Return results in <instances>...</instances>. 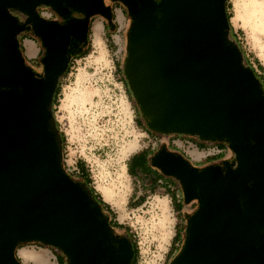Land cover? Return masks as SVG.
<instances>
[{"label": "water", "instance_id": "1", "mask_svg": "<svg viewBox=\"0 0 264 264\" xmlns=\"http://www.w3.org/2000/svg\"><path fill=\"white\" fill-rule=\"evenodd\" d=\"M136 1L122 70L147 128L222 141L233 153L201 167L165 144L150 156L185 204L198 200L169 264H264V87L230 36L226 0H162L157 10ZM41 6L86 18L61 25ZM110 12L102 0H0V264H26L17 255L26 243L55 248L64 264H132L129 235L64 169L53 111L70 37L83 41L88 17ZM25 29L45 47L40 74L20 49Z\"/></svg>", "mask_w": 264, "mask_h": 264}, {"label": "rangeland", "instance_id": "2", "mask_svg": "<svg viewBox=\"0 0 264 264\" xmlns=\"http://www.w3.org/2000/svg\"><path fill=\"white\" fill-rule=\"evenodd\" d=\"M227 5L233 35L236 36L244 56L252 62L253 67H257L255 58L264 67V47L261 48L246 25L240 20H234L235 0H228ZM112 7L117 11L116 19L112 15L110 20H105L99 13L91 16L86 39L81 48L88 51L75 58V55L71 56L66 75L63 74L59 79L60 92L53 109L59 131L65 138L62 165L67 171H71L76 167L77 160L84 162L92 185L105 201L111 203L115 219L134 229L145 249L150 245L149 254L154 251V247L158 249L156 244L166 251L169 241L172 243L171 237L175 231H181L180 240L174 246L176 250L172 251V255L169 254L171 258L168 255V258H165L164 264H169L183 243L186 226L184 216H189L196 210L198 200L194 199L185 204L183 211L175 214L171 210L170 194L166 195L162 186L146 187V182L129 173L127 163L134 153L147 148L156 151L162 144H165L167 149L169 147L176 150H173L174 152H183L193 162L199 161L200 154L191 147L183 146L184 142L181 144L177 137L151 134L145 130V120L135 106L132 95L126 90L122 73L132 20L122 16L119 4ZM39 10L44 11L42 15L48 16L44 9ZM21 35L26 38L22 39L21 43L26 64L32 68L39 66L36 61L44 51L41 41L27 29L23 30ZM259 36L260 43L264 46V35ZM27 39L34 40L41 51L32 60L27 59L26 55L34 54L37 48ZM95 39L99 40L98 49L94 46ZM99 49H102V53ZM78 91L83 93V101L65 105L67 95ZM140 117L142 122L138 125L136 121L140 120ZM178 137L182 140L190 139L186 136ZM173 139L175 142H171ZM134 141L136 147L126 151L129 142ZM232 159L233 153L230 150L226 151V158L213 163ZM171 185H177L183 202L179 183L176 181ZM106 186L113 187L115 193L121 192L123 197L109 195L110 189H106ZM139 196H142L143 200L138 203ZM166 197L170 199V205L167 204ZM160 219L164 220L163 230L158 229ZM19 248L18 254L20 251L35 252L46 259V264L49 263V257L45 253L47 251L42 248L48 249L54 255L52 263H57L58 251L55 248L36 243L22 244ZM147 260L149 261V257Z\"/></svg>", "mask_w": 264, "mask_h": 264}, {"label": "trees", "instance_id": "3", "mask_svg": "<svg viewBox=\"0 0 264 264\" xmlns=\"http://www.w3.org/2000/svg\"><path fill=\"white\" fill-rule=\"evenodd\" d=\"M227 1L228 0H226V12H227V8H228ZM227 16H228L229 25H230V17H231V15L228 12H227ZM89 23H90V20H89ZM230 36L233 39H235L236 42L238 43V40L236 39V36L233 35V29H232L231 25H230ZM22 39H25V37L20 35V37H19L20 49H21V51L23 53V47H22V44H21L22 43ZM238 45H239V43H238ZM239 47H240V45H239ZM240 49H241V47H240ZM87 51H88V49L80 50V52L78 54H73V55H75L74 58L77 57L80 54L84 55ZM242 52H243V50H242ZM243 54H244V52H243ZM244 57H245V62L253 68L255 74L261 80V82L263 84V87H264V74H263L264 67H263V65H261L259 60L257 58H255L254 62L257 65V67L255 68V67H253L252 62L248 58H246V56H244ZM67 69H68V67H67ZM67 71L68 70L65 71L64 75H66ZM257 71H259V73ZM122 73H123V71H122ZM123 81H124V84L126 86V90H127L128 94L130 95L131 93H130V91L128 89L127 82H126V79L124 77H123ZM59 92H60V81L58 82V85H57V88H56V91H55V94H54L53 105L56 104V102H57ZM135 106L137 107V109H138V111L140 113V110H139V108H138L136 103H135ZM53 111H54V109H53ZM140 115H141V113H140ZM141 117H142V115H141ZM141 122H142L141 119L136 121V123L138 125ZM56 125H57V127L59 129V125H58L57 122H56ZM145 130L148 133L156 134V133L150 131L147 128V125H146V129ZM60 134H61V137H62V150H63L65 138H64V135H63L62 132H60ZM157 135H163V134H157ZM169 136H174V138L175 137L178 138V136H186V135H173L172 134V135H169ZM186 137L190 138L192 136H186ZM199 141H201V140H199ZM171 142H172V140H171ZM204 143H205V141H201L199 143V146L197 145L199 147V149H204V148L207 147L206 146L207 144H204ZM213 143L217 144V146L219 148H221V149L228 147L227 144L225 142H222V141H217V142H213ZM168 149L171 150V151L174 150V149H170L169 147H168ZM174 151H176V150H174ZM154 152H155V150L147 148L145 150H142V151H139L137 153H134L129 158V161L127 163V169L129 171V173L134 175V176L136 175V173L144 175L145 178L143 179V181L146 182L145 183L146 187L150 186V187L154 188V187H157V186H162V188L164 189V192L166 194H170L171 200L175 203L174 204L175 208H177L180 205L179 204L180 200H177L176 197H175V193L168 188V185H171L172 182H176V180L174 178L170 177V176L163 175L159 169H157L156 167H153L150 164L149 158ZM179 153L190 160V158H188L183 152H179ZM222 158H225V151H223L221 153H218V154H215V155H209L204 160H201V161H198V162L191 161V163L192 164L194 163L195 166H197V167H201V166H204V165H206L208 163L217 162V161H219ZM67 173L69 175H71L72 177H74L75 179L85 182L89 186L92 194L95 196L97 201H99V203L101 204V207H102L103 211L108 214L110 226L118 233H127L129 235L130 239H131V236H130L129 231H128V227L124 226L122 223L118 222L115 219V217L113 216V211L110 210L109 204L106 201L103 200L101 194L92 185V183L90 181V178H89V174H88L87 170L84 167V162L81 161V160H77L76 169L71 171V172H67ZM166 179H168L169 181H166ZM159 180L162 181V185L159 184V182H158ZM142 200H143V197L139 196L138 197V203L141 202ZM180 234H181V231H176V233L174 234L170 249L168 251V256H169V254L172 255L173 254L172 251L174 252V250H176V249H174V246H176L177 242L180 240ZM36 244H38V243H36ZM20 246H22V244L18 245V248ZM178 250H177V252H178ZM57 253L58 254L56 255V259H57L58 264H64L65 263V257L59 251ZM168 256H167V258H168ZM18 259H20V258H18ZM132 264H135L134 258H133Z\"/></svg>", "mask_w": 264, "mask_h": 264}, {"label": "flooded vegetation", "instance_id": "4", "mask_svg": "<svg viewBox=\"0 0 264 264\" xmlns=\"http://www.w3.org/2000/svg\"><path fill=\"white\" fill-rule=\"evenodd\" d=\"M153 1L155 2L156 10H157L158 7H159L158 4L162 0H153ZM102 3H103V7L104 8H109L111 10L110 17H105L103 14L99 13L103 17V19H105V20H108V19L110 20L112 15H114V8L112 7V5L119 4L120 11H121L122 15L125 16V17L127 16V18L129 20H132V22H133V20H134L133 10L140 6V4L136 0H129V2H124L123 0H102ZM40 8L44 9L45 12L48 13V16L42 15V13L44 11L43 10L40 11L39 10ZM35 11L37 13H39L40 15H42V17L44 19L57 21L61 25H66V24H68L71 21L81 20V19H85L86 18L85 12H83L82 10H79L76 7H68V10H67V12L65 14H60L59 12H57V10L55 8L49 7V6L38 7V8L35 9ZM12 12L17 16L19 22H23L27 18V16L25 14H23L22 12H20L19 10L13 9ZM91 16L88 17V18L90 19ZM27 30L29 31V33H31V31L29 29H27ZM34 37L36 39L40 40V38L38 36L34 35ZM85 39L83 41H79V40H77V39H75L73 37H70V42H69L68 47H67V53H68V59H69L68 63H69L70 58H71V56L73 54H78L80 52V50L83 47V44L85 42ZM27 40L32 41L33 44H34L33 40H31V39H27ZM41 43H42V41H41ZM42 45H43V43H42ZM35 48H37V47L35 46ZM43 49H44L43 54H41L39 60L36 61L39 66L33 68L39 74L42 72V67H43L42 58L45 55V47H44V45H43ZM40 52L41 51L39 50V53ZM140 119H141V117H140ZM189 140L193 144L198 145V146H199V143L201 142V141H199V139L194 138V137H190ZM204 144H208V143L205 142ZM208 164H210V163H208ZM195 200H197V199H195ZM184 217H185L186 223H187L188 216H184ZM175 233H176V231H175Z\"/></svg>", "mask_w": 264, "mask_h": 264}, {"label": "bare ground", "instance_id": "5", "mask_svg": "<svg viewBox=\"0 0 264 264\" xmlns=\"http://www.w3.org/2000/svg\"><path fill=\"white\" fill-rule=\"evenodd\" d=\"M234 20H240L244 25L247 26L252 32V36L256 39V41L260 44L261 48L264 46L260 43V34L264 35V0H235V15ZM99 41V40H98ZM97 39L94 40V46L97 47ZM102 53V49H99ZM29 53V52H28ZM83 101V93L82 92H73L68 94L64 104L74 102ZM136 147V141L129 142L126 151L133 150ZM106 189H110L109 195H118L119 197H123V194L115 193L113 191V187L106 186ZM106 198H108L106 196ZM164 208V207H163ZM164 220L160 219L158 222V229L163 230ZM20 257L24 260V262H30L32 264H46V259L35 252H19Z\"/></svg>", "mask_w": 264, "mask_h": 264}, {"label": "built area", "instance_id": "6", "mask_svg": "<svg viewBox=\"0 0 264 264\" xmlns=\"http://www.w3.org/2000/svg\"><path fill=\"white\" fill-rule=\"evenodd\" d=\"M177 141H179L181 144L184 142L183 146L191 147V148H193V151H195L196 153H199L200 154L199 155V157H200L199 161L204 160L209 155H215V154L221 153L223 151H225V158H226V151L230 152V149L228 147L221 149L217 146V144H214L213 142H208V144L206 145L207 146L206 148L199 149V147L197 145L193 144L189 139L188 140L187 139L182 140L178 137ZM172 142H175L174 139L172 140ZM188 150H190V149L188 148ZM75 169H76V167L73 170H75ZM73 170H71V171H73ZM71 171H67V172H71ZM158 182L160 185H162L161 180H159ZM168 188L175 193V197L177 200L181 199V194L178 191L177 185H168ZM166 195H168V194H166ZM170 199H171V197H170ZM128 231H129V234L131 236V241H132V245H133V249H134L133 258L135 260V264H145V263L146 264H164L165 263V260H166L165 258H167L168 251H169L170 246H171L170 241L168 243V248L166 249V251H163L161 246L156 244L158 249H156L154 247V251H152L149 254L150 245L147 247V249H145L143 242H141L138 239V237L136 236V234H135L136 231L134 229L132 230L130 227H128ZM172 239H173V236L171 237V240ZM148 257H149V261L147 260Z\"/></svg>", "mask_w": 264, "mask_h": 264}, {"label": "crops", "instance_id": "7", "mask_svg": "<svg viewBox=\"0 0 264 264\" xmlns=\"http://www.w3.org/2000/svg\"><path fill=\"white\" fill-rule=\"evenodd\" d=\"M116 9L114 10V17H115V19H116V17H117V14H116ZM123 16V15H122ZM123 18V17H122ZM34 41V40H33ZM34 44H35V46L37 47V44L35 43V41H34ZM38 54H39V48H37V50H36V52L34 53V54H32V55H26V57H27V59H29V60H32V59H35L37 56H38ZM137 178H139V179H144L145 177H144V175H141V174H139V173H136V175H135ZM166 181H169L168 179H166ZM168 197H166V201H167V204L168 205H170V199H167ZM104 200V199H103ZM180 200V202H179V207H177V208H175V206H174V202L171 200V210L175 213V214H179L180 212H182L183 211V209H184V206H185V203H184V201L182 202V200L181 199H179ZM105 201V200H104ZM107 202V201H106ZM108 204H109V206H110V210L112 211L113 209H112V207H111V203L110 202H107ZM178 209V210H177ZM20 248H18V250H19ZM18 250H17V255H18V257L20 258V259H22L21 257H20V255L18 254ZM36 250V249H35ZM42 250H45V251H47V252H50V253H47V252H45L46 254H47V256L49 257V263L48 264H53L52 262V256H54L53 255V253L51 252V251H49L48 249H44V248H42ZM22 261H24L23 259H22ZM26 263V262H25ZM55 264H58V262L56 263L55 262Z\"/></svg>", "mask_w": 264, "mask_h": 264}]
</instances>
